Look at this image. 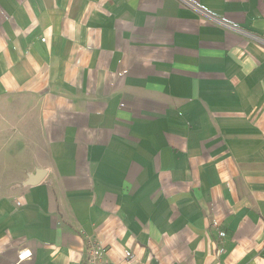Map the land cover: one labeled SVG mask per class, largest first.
Returning a JSON list of instances; mask_svg holds the SVG:
<instances>
[{"label": "crops", "instance_id": "crops-1", "mask_svg": "<svg viewBox=\"0 0 264 264\" xmlns=\"http://www.w3.org/2000/svg\"><path fill=\"white\" fill-rule=\"evenodd\" d=\"M241 31L264 38V0H0V264H264Z\"/></svg>", "mask_w": 264, "mask_h": 264}, {"label": "built area", "instance_id": "built-area-1", "mask_svg": "<svg viewBox=\"0 0 264 264\" xmlns=\"http://www.w3.org/2000/svg\"><path fill=\"white\" fill-rule=\"evenodd\" d=\"M242 32V31H241ZM243 34L247 35L248 37L252 38L253 40L261 43L262 41L260 40V38L253 36L251 34H248L246 32H242ZM45 38H41V42H45ZM220 235H223L222 233ZM26 253L27 252H22L21 254L18 255V259L19 261L24 260L26 257ZM88 254H89V263L88 264H111L107 259H106V254H107V250L98 244L92 245L89 249H88ZM124 259L127 262H131L134 257L133 254L129 251H124Z\"/></svg>", "mask_w": 264, "mask_h": 264}, {"label": "water", "instance_id": "water-1", "mask_svg": "<svg viewBox=\"0 0 264 264\" xmlns=\"http://www.w3.org/2000/svg\"><path fill=\"white\" fill-rule=\"evenodd\" d=\"M45 171L41 169L35 170L33 175H27V180L24 182L25 186H33L38 184L44 177Z\"/></svg>", "mask_w": 264, "mask_h": 264}, {"label": "rangeland", "instance_id": "rangeland-1", "mask_svg": "<svg viewBox=\"0 0 264 264\" xmlns=\"http://www.w3.org/2000/svg\"><path fill=\"white\" fill-rule=\"evenodd\" d=\"M258 38H260V40L262 41L260 44H262L264 46V38H261V37H258ZM0 178H3V176ZM0 180H3V179H0Z\"/></svg>", "mask_w": 264, "mask_h": 264}]
</instances>
